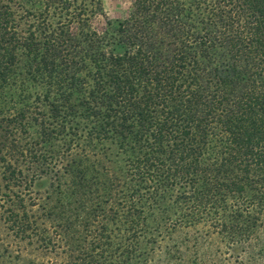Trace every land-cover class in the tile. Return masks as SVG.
Masks as SVG:
<instances>
[{
	"label": "trees",
	"instance_id": "obj_1",
	"mask_svg": "<svg viewBox=\"0 0 264 264\" xmlns=\"http://www.w3.org/2000/svg\"><path fill=\"white\" fill-rule=\"evenodd\" d=\"M102 1L0 0V264H259L264 0Z\"/></svg>",
	"mask_w": 264,
	"mask_h": 264
},
{
	"label": "rangeland",
	"instance_id": "obj_2",
	"mask_svg": "<svg viewBox=\"0 0 264 264\" xmlns=\"http://www.w3.org/2000/svg\"><path fill=\"white\" fill-rule=\"evenodd\" d=\"M132 8H133L132 0H103L102 1V13H103L102 17L103 18L100 19V22H103L106 20L115 21V20L127 19L131 15ZM57 149H59L58 150L59 153H62L61 148H57ZM45 188H46V184L45 186L43 185L41 187V192H43ZM4 228L5 226L3 222L0 221V232L3 236H6L7 232ZM187 234H186V230H178L177 233L171 232L169 230H164V235L166 236L167 241L163 240V245L164 246L168 245L169 247H173L178 238L183 239L186 237ZM21 246L27 247L28 248L27 252L32 253L33 256H39V258L42 259L43 254L40 253V251L42 250L37 249L36 245H32V246L21 245ZM180 249H182L181 252H179L178 247L173 249V254H174L175 259L172 260L173 262L171 264H203L201 262V259H198V258L196 259V257L198 256L196 254V249L195 251L187 252L186 259L180 258L181 256L180 254L185 252L186 250V245L181 246ZM205 249L209 250L208 253L203 254L200 257L205 260V264L219 262L221 259L223 260L224 258H227V260H229V257H227L228 255L226 253L227 247L225 243H223L218 236H214L213 241L211 242L210 246L205 247ZM161 256L164 257V255H161ZM48 257L52 260L55 259L53 255H50ZM160 264H168V263L163 262ZM259 264H264V253H263V258L260 260Z\"/></svg>",
	"mask_w": 264,
	"mask_h": 264
}]
</instances>
